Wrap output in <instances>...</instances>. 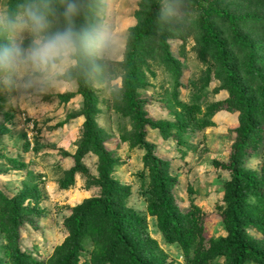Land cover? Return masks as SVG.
I'll return each instance as SVG.
<instances>
[{
	"label": "rangeland",
	"instance_id": "rangeland-1",
	"mask_svg": "<svg viewBox=\"0 0 264 264\" xmlns=\"http://www.w3.org/2000/svg\"><path fill=\"white\" fill-rule=\"evenodd\" d=\"M142 1L103 0L98 25L110 35L111 43L108 49L90 57L93 67L87 81L96 94L97 128L116 161L112 177L122 187L124 196L119 201L122 209L133 215V221L139 222L141 235L156 244L153 252L165 264H185L182 249L165 243L157 218L148 213V204L154 201L144 160L146 151L131 148L122 141L131 130V121L110 110V93L122 85L118 64L124 60L130 30L137 24L136 13ZM3 5H7V0H0V6ZM23 41L27 44L28 38L24 37ZM170 49L182 66L180 86L174 92V80L166 68L149 66L150 71L145 70L144 74L148 84L140 91L146 116L160 123H177L176 115L182 111L177 104L180 102L189 108L185 117L200 111L196 117L201 127L207 107L228 97L225 85L219 80L221 74L215 64L201 58L194 38L188 37L185 43L171 41ZM67 74L46 86L20 84L16 90L0 86V192L9 199L23 191L28 195L22 206L26 211L22 222L25 219L28 224L20 230L16 243L26 256L21 264H49L57 249L68 243L69 222L74 219L72 210L100 194V189L91 185L98 179V162L90 154L83 159L84 172L72 176L73 184L62 188L63 181L71 177L69 171L74 167L71 156L77 149L84 122V102L78 93V83L75 79L67 80ZM203 86L205 90H201ZM210 123L211 126L203 129L193 124L192 131L186 130L190 128L171 130L169 138L158 129L147 128L145 137L154 157L165 162L166 171L175 178L171 193L179 209L182 212H188L193 206L200 209L196 222L198 251L226 236L220 210L224 206L223 184L230 176L219 165L226 164L231 154L238 113L214 112ZM246 155L243 167L260 174L264 149L255 152L247 149ZM2 206L0 201V264H8L2 229L12 224L7 223ZM245 231L250 240L261 238L250 225H246ZM83 247L85 251L79 254V263L94 264L91 241L83 240ZM223 262L216 259L212 264Z\"/></svg>",
	"mask_w": 264,
	"mask_h": 264
},
{
	"label": "trees",
	"instance_id": "trees-1",
	"mask_svg": "<svg viewBox=\"0 0 264 264\" xmlns=\"http://www.w3.org/2000/svg\"><path fill=\"white\" fill-rule=\"evenodd\" d=\"M102 2L85 0V10L76 19V26L98 25ZM11 3L13 0H7V4ZM56 3L59 6L61 0ZM182 11L186 17L183 24L162 23L157 15L156 0L142 1L136 13L137 24L130 30L124 60L118 64L122 85L110 93V110L131 121V130L122 141L131 148L146 151L144 160L150 173L149 187L154 201L148 204V213L157 218L165 243L182 249L185 264H212L216 259L224 260L218 264H264V162L260 174L243 167L248 157L247 149L252 152L264 149V0H183ZM62 26V20L54 25ZM188 37L196 41L201 58L213 66L215 64L228 95L226 100L207 107L201 127L196 117L200 111L185 117L183 115L189 112V108L180 102L177 104L182 111L176 115L177 123H160L148 118L140 94L148 84L145 70L149 72L148 67L153 65L166 68L174 80V92L177 91L182 66L172 54L170 42L180 40L185 43ZM92 67L89 57L78 69L67 74V80L75 79L78 83V93L84 102V122L77 149L71 156L74 161V167L69 171L71 177L63 181L62 188L73 184L72 176L84 172L82 162L90 154L98 162V179L91 185L98 187L100 194L72 210L74 219L69 222L71 235L68 243L57 249L59 251L50 258L49 264H80L79 254L85 251V239L91 241L94 248V264H165L164 259L153 252L156 244L141 235L139 222L133 221V215L120 205L124 194L112 177L116 161L106 149L104 135L97 128L96 94L87 81ZM205 89V86L201 88ZM191 107L198 110L193 104ZM219 111L238 113L231 154L226 164L219 165L230 176L223 184L224 206L220 210L226 236L213 240L208 248L198 251L196 222L200 209L195 206L188 212L179 209L171 193L175 178L166 171L165 162L154 157L152 146L145 139L146 129H158L169 138L171 130L190 128L186 130L192 131L193 124L198 129L211 126L212 114ZM27 196L23 191L14 200L0 192L1 209H4L1 211L6 214L7 223L12 224L8 229H2L8 264H21L26 257L16 243L20 230L28 224L25 219L22 222L26 214L22 206ZM246 225H250L261 238L250 240Z\"/></svg>",
	"mask_w": 264,
	"mask_h": 264
},
{
	"label": "clouds",
	"instance_id": "clouds-1",
	"mask_svg": "<svg viewBox=\"0 0 264 264\" xmlns=\"http://www.w3.org/2000/svg\"><path fill=\"white\" fill-rule=\"evenodd\" d=\"M162 23L183 24V0H156ZM85 0H13L0 6V86L16 90L20 84L56 83L82 62L109 48L103 26L77 27ZM58 20L62 27H54ZM27 37V44L23 38Z\"/></svg>",
	"mask_w": 264,
	"mask_h": 264
}]
</instances>
